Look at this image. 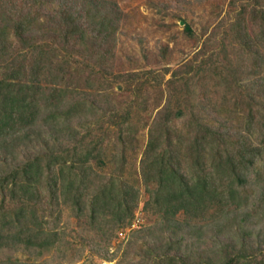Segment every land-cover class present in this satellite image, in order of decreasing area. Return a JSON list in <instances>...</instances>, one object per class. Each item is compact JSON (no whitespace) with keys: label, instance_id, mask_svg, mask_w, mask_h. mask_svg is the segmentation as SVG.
<instances>
[{"label":"trees","instance_id":"1","mask_svg":"<svg viewBox=\"0 0 264 264\" xmlns=\"http://www.w3.org/2000/svg\"><path fill=\"white\" fill-rule=\"evenodd\" d=\"M228 4L206 35L224 55L197 67L196 100L149 116L159 101L147 115L141 89L167 69L113 71L112 2L0 0V264L105 253L140 188L160 224L140 234L146 264H264V0Z\"/></svg>","mask_w":264,"mask_h":264},{"label":"rangeland","instance_id":"2","mask_svg":"<svg viewBox=\"0 0 264 264\" xmlns=\"http://www.w3.org/2000/svg\"><path fill=\"white\" fill-rule=\"evenodd\" d=\"M109 1L113 3L112 7L116 6L120 11L113 55L109 60L113 71L167 69L157 88H154L156 86L154 80L149 78L141 89V95L146 101V113L149 115L150 107L159 101L149 115L152 116L156 110L165 106L168 100L172 113L177 109L187 110L185 105L196 100L200 89L196 84L197 78L200 72L204 73L197 67L201 64L203 69L209 66L214 58L217 60L223 58L224 54L211 55L214 53V46L209 43L206 35L220 19L232 16L230 12L232 7L228 4V0ZM217 39L224 45L229 44V40L219 37ZM203 42H207L205 56L196 54L200 53L199 47ZM231 47L232 45L229 44L226 50H231ZM200 59L203 61L201 62ZM125 92V98H131V94ZM194 108L196 110L195 106ZM218 110L223 111L221 108ZM221 114L224 116L223 112ZM174 121L180 126L184 120L179 117ZM147 128V125L143 129L140 127L136 132L140 145L138 151L145 143ZM253 136L251 135V138ZM145 198L146 194L140 188L139 202L132 212L133 219L114 230L105 253L97 246L90 248L88 244L82 248L78 261H65L62 264H146L151 253L140 234H143L147 227H157L160 224L154 216L142 210L141 205ZM61 217L59 224L62 225L65 220L63 216ZM176 218L180 223L183 221L181 213H178ZM65 228L64 237L68 239L75 238L77 241L78 236L84 233L83 229H80L81 224L78 226V221L74 217L68 218ZM153 249L156 252L160 248Z\"/></svg>","mask_w":264,"mask_h":264}]
</instances>
